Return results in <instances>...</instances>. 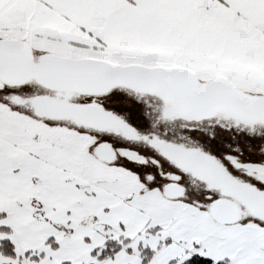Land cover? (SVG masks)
Here are the masks:
<instances>
[{
    "label": "snow or ice",
    "instance_id": "6c2138e0",
    "mask_svg": "<svg viewBox=\"0 0 264 264\" xmlns=\"http://www.w3.org/2000/svg\"><path fill=\"white\" fill-rule=\"evenodd\" d=\"M0 264H264V0H0Z\"/></svg>",
    "mask_w": 264,
    "mask_h": 264
}]
</instances>
